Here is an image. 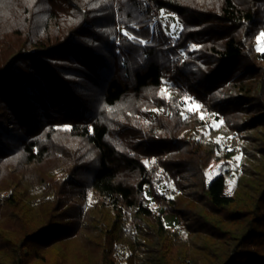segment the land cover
<instances>
[{
	"label": "trees",
	"instance_id": "trees-1",
	"mask_svg": "<svg viewBox=\"0 0 264 264\" xmlns=\"http://www.w3.org/2000/svg\"><path fill=\"white\" fill-rule=\"evenodd\" d=\"M15 1L12 13L0 11V211L18 207L20 200H40L42 215L18 240L0 228V252L18 250L12 262L1 257L0 264H41L50 249L87 234L99 206L81 224L89 199L108 201L119 213L99 229L102 264H117V245L135 255L136 226L127 224L126 210L138 205L140 214H151L143 203L159 174L146 167L150 158L165 167L160 181L172 180L180 190L186 182L173 170L189 168L199 176L195 200H205L219 216L214 221L198 214L199 222L227 253L214 264H264V164L259 178L240 180L233 196L224 193L236 137L264 127V53L256 50L264 0H154L182 24L176 48L188 52L184 60L160 29L150 27V15L137 0ZM125 30L136 39L123 36ZM166 79L174 103L195 95L224 119L210 132L211 141L194 135L208 123L200 113L186 118L171 105L170 117L151 120L149 111L167 103L158 94ZM90 92L97 93L95 100ZM220 135L226 143L216 140ZM165 151L181 157L163 159ZM12 162L19 164L17 178H11L17 172ZM59 171L71 172L72 180H56ZM124 171L134 173L135 181ZM36 188L40 193H33ZM152 193L177 217L184 211L180 200H191L185 192L173 198ZM157 218L163 236L168 230Z\"/></svg>",
	"mask_w": 264,
	"mask_h": 264
},
{
	"label": "rangeland",
	"instance_id": "rangeland-1",
	"mask_svg": "<svg viewBox=\"0 0 264 264\" xmlns=\"http://www.w3.org/2000/svg\"><path fill=\"white\" fill-rule=\"evenodd\" d=\"M16 4L17 1L8 0L3 6H0L3 8L0 9V11L2 10V14L4 15L12 13V11L18 8ZM57 5L61 7L58 8L62 11L65 10V7L60 2H58ZM10 16L12 15H8V18ZM174 16L175 21L173 25L176 26L175 32H173L171 27L164 28L166 35L171 38L179 36L182 29V24L175 14ZM150 27L153 30L156 29L152 22H150ZM166 35L164 34L165 37ZM5 39H7V37ZM5 39H2L3 42H5ZM187 53L188 52H186V57ZM170 86V81L166 79L163 83V89H161L158 94L160 97H163L167 103L166 105H158L149 111L151 120L155 121L159 116L170 117L172 114V109L170 110L171 105L180 107L186 118L191 117L195 113H200V115L203 114L208 121L207 125H211L212 127H206V129L199 128L194 132V135L200 142L208 143L211 141L212 137L210 132L220 127L224 119H216L215 115L218 114H215L213 108L211 106H204L195 95H187L186 97L189 99L187 101L183 99L179 105L178 103H174V101L169 99V92L167 91ZM88 89H91V85L88 86ZM165 89L166 91L162 92V90ZM96 95L97 93L90 94L92 100H95ZM195 105H199V109H194ZM187 108H193L194 110L187 111ZM158 128L160 129V126H158L157 129ZM162 131L163 129L159 132ZM147 134L148 130H145L144 136L146 140H148ZM216 140L226 143V139L223 138V135L217 137ZM235 143L236 153L230 160L231 163L229 167L231 171L228 174L224 191L225 195L230 196H233L236 190L240 188V180L245 179L248 181L260 177L261 169L258 171V168L264 164V127L241 132L236 137ZM227 146H229V144ZM229 149L232 150L233 148L229 146L228 151ZM180 155L179 153L174 154V152L168 153L165 151L163 159L169 158L174 160L181 157ZM236 156H240L241 159L239 161L235 160ZM73 159L72 161L75 162ZM88 160L89 159H86V162H88ZM67 161L72 165L71 161ZM145 161L148 163L146 164ZM153 161H155V163H153ZM144 163L149 171L155 169L157 171L156 173L159 174L158 177H154L152 183L156 192L165 194L169 198H173L174 194L185 192L189 195L191 200H180L178 209L180 208L184 211L181 213V217H177L175 212H172L166 207V203L163 200H155V196L152 193L154 189L148 187L146 190L148 200H143V206L149 210L151 214H140L138 205L136 208L126 210L128 215H126L125 218L127 224L136 226V233H134L136 243L135 255L131 257L129 248H126L124 245H117L114 257L116 263L128 264L132 260V264H214L221 254L225 256L227 253L224 252L225 249L218 247L220 243L217 241L218 239L214 238L216 235L210 233L213 230L208 229L206 223L203 224L199 222L202 220V217H199V215H205L209 218L213 215L212 218L214 221L219 219L217 214L208 209L205 200H195L198 199L200 193L199 176L189 171V168L173 170L181 175L184 182H186V185L180 190L172 180L160 181L161 174H163L165 170L162 161L159 162L155 158H150L145 159ZM221 164L222 162L215 163L213 169L215 170ZM10 166L16 169L19 164L12 162ZM18 172V170L17 172L12 171L11 178H17L19 176ZM70 173L69 171L56 172L55 179L70 182L73 178ZM122 174L130 182H134L136 179L134 173L124 171ZM33 191L34 194L40 193V189L37 190V188ZM8 194L9 192L6 193L5 196ZM39 202L40 200H20L21 204H19L18 207L12 208L3 206L0 211V228L2 229V234L5 233L7 237L9 236L13 240H18L25 226H35L42 215V209L40 211L37 206ZM95 205L99 206L98 209L92 212V216L97 218L93 225L94 227H88V231H86L87 234H84L80 238H76L65 245H57L55 248L47 251L45 253L46 260L41 264H102V253L105 250V246L99 229H105L106 227L103 226L104 224L106 226L112 224L114 218L117 217V215L119 217V213L113 214L114 212L107 207L108 201L89 199L84 207L83 214L79 215L81 224H87L90 215L88 210ZM14 212H16L17 215ZM121 215L122 213H120V217ZM157 216L162 217L164 226L166 230H168L163 233V236L160 235V221ZM13 248H15V246H12L11 251L5 250L9 252H0V259L2 257L5 261L8 260L12 262L16 256L15 252H18L17 249ZM32 264H39V262L34 261Z\"/></svg>",
	"mask_w": 264,
	"mask_h": 264
},
{
	"label": "built area",
	"instance_id": "built-area-1",
	"mask_svg": "<svg viewBox=\"0 0 264 264\" xmlns=\"http://www.w3.org/2000/svg\"><path fill=\"white\" fill-rule=\"evenodd\" d=\"M137 3L142 13L150 15V20L154 27L160 29L166 35L164 28L174 24V14L166 12L163 8H158L154 0H137ZM166 37L169 38L171 47L177 51L179 59L184 60L186 52L176 48V41L179 36L171 38L166 35Z\"/></svg>",
	"mask_w": 264,
	"mask_h": 264
},
{
	"label": "snow or ice",
	"instance_id": "snow-or-ice-1",
	"mask_svg": "<svg viewBox=\"0 0 264 264\" xmlns=\"http://www.w3.org/2000/svg\"><path fill=\"white\" fill-rule=\"evenodd\" d=\"M161 14L163 15V13H161ZM170 27L172 28L173 32H175L176 26L175 25H171ZM122 35L125 36V37H127L130 40H135L136 39V37L133 36V35H130L129 31H127V30H125L122 33ZM138 42L141 43V44L145 43V41H143V40H139ZM193 48H195V46H193ZM256 50L258 52L264 53V31H261L259 33V35L256 37ZM163 91H166V89L165 90H162V92ZM188 99H189L188 97H185L184 98L185 101H187ZM199 107H200L199 105H195L194 106V109H199ZM194 109L193 108H187L186 110L187 111H193ZM181 115H183V113H181ZM200 119L201 120L204 119L203 114L200 115ZM206 127L211 128L212 126L211 125H206ZM229 151H231V149H229ZM240 159H241L240 156H236L235 157V160H237V161H239ZM145 163L147 164L148 162L145 161ZM153 163H155V161H153ZM229 163H231V162H229Z\"/></svg>",
	"mask_w": 264,
	"mask_h": 264
}]
</instances>
